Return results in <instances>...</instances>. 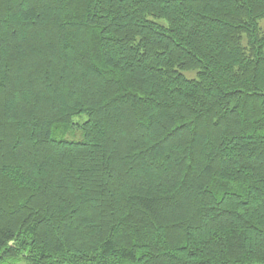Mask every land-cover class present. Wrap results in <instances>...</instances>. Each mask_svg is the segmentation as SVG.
I'll return each mask as SVG.
<instances>
[{
    "label": "trees",
    "instance_id": "1",
    "mask_svg": "<svg viewBox=\"0 0 264 264\" xmlns=\"http://www.w3.org/2000/svg\"><path fill=\"white\" fill-rule=\"evenodd\" d=\"M263 20L0 0V264H264Z\"/></svg>",
    "mask_w": 264,
    "mask_h": 264
},
{
    "label": "rangeland",
    "instance_id": "2",
    "mask_svg": "<svg viewBox=\"0 0 264 264\" xmlns=\"http://www.w3.org/2000/svg\"><path fill=\"white\" fill-rule=\"evenodd\" d=\"M261 27L264 31V20L261 21ZM86 121H87L86 116L76 117L71 125L56 127L54 129L53 137L57 140L80 142L83 140L82 126ZM16 264H26V263L21 260Z\"/></svg>",
    "mask_w": 264,
    "mask_h": 264
}]
</instances>
